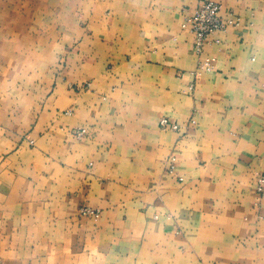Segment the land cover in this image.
Listing matches in <instances>:
<instances>
[{
    "label": "crops",
    "instance_id": "0c3cea01",
    "mask_svg": "<svg viewBox=\"0 0 264 264\" xmlns=\"http://www.w3.org/2000/svg\"><path fill=\"white\" fill-rule=\"evenodd\" d=\"M205 1L0 0V264H264V0L197 75Z\"/></svg>",
    "mask_w": 264,
    "mask_h": 264
},
{
    "label": "built area",
    "instance_id": "2783aa9c",
    "mask_svg": "<svg viewBox=\"0 0 264 264\" xmlns=\"http://www.w3.org/2000/svg\"><path fill=\"white\" fill-rule=\"evenodd\" d=\"M221 4L207 0L201 4L189 17H187L184 26L191 29L194 34V52L200 59V68L196 72L200 74L201 70H210L213 68V60L203 58L205 54V46L212 40L214 34L219 31H225L229 26H239L240 18L230 13L227 19H224L221 15ZM201 69V70H200ZM194 123V119H192ZM160 125L163 129L178 130L179 125L173 122L167 117H164L160 121ZM76 135L82 136L86 133L85 129H78L75 131ZM168 172L174 174L177 167V156L172 154L167 162ZM180 180H183L180 178ZM257 192L260 196L264 195V175H261L257 179ZM82 215L99 217L98 210H94L90 207L81 208Z\"/></svg>",
    "mask_w": 264,
    "mask_h": 264
}]
</instances>
